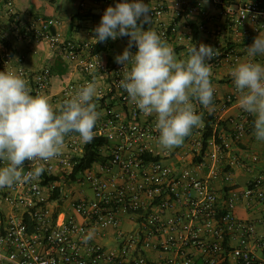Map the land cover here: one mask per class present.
Instances as JSON below:
<instances>
[{"label": "built area", "instance_id": "1", "mask_svg": "<svg viewBox=\"0 0 264 264\" xmlns=\"http://www.w3.org/2000/svg\"><path fill=\"white\" fill-rule=\"evenodd\" d=\"M154 1L149 7L159 35L167 39L177 34L184 0H175L170 20L163 18L169 5ZM7 3L12 13L13 0ZM220 3L233 24L238 26L248 19L254 24L253 32L264 28V0ZM59 23L50 17L32 20L26 26L37 40H46L68 64L89 76L87 80L65 81L59 93L51 94H58V106L86 82L105 77L106 83L97 87V96L111 93L124 107H107L104 119L93 131L107 139L100 146L102 159L94 162H100L98 168L93 163L75 173L85 143L73 132L65 137L60 155L37 161L44 168L38 180L0 188V264H229L230 259L239 264H264V252L259 255L251 245L255 224L235 213L242 201L264 199V177L240 187L232 183L228 168L237 160L229 161L227 151L248 131L250 114L230 120L231 138L221 129L220 119L211 137H204V127L192 134V166L166 163L154 144L159 143L156 118L144 120L120 86L123 65H107L92 43L64 38L55 30ZM214 50L218 53L214 57L222 56L217 63L234 56V50L221 41L214 44ZM13 59L12 51L2 47L0 71L7 68L21 73L33 95L40 92L48 96L51 66L30 71L21 65L15 67ZM232 99L229 95L225 104ZM165 153L171 155V151ZM31 169V162L26 161L24 171ZM221 176L232 183L222 193L214 187ZM121 213L135 215L138 226L118 228ZM111 227L117 228L119 247L114 249L93 237L94 231L104 233ZM150 250L159 254L157 261L150 257Z\"/></svg>", "mask_w": 264, "mask_h": 264}, {"label": "clouds", "instance_id": "2", "mask_svg": "<svg viewBox=\"0 0 264 264\" xmlns=\"http://www.w3.org/2000/svg\"><path fill=\"white\" fill-rule=\"evenodd\" d=\"M151 11L144 0H119L107 7L93 37L96 43L130 38L123 53L115 57L123 65L120 86L142 113L155 114L159 144L173 149L202 123L193 101L212 110L214 87L208 62L218 53L201 43L189 47L186 58H178L154 29H143L144 23L151 25ZM133 43L138 48L135 53ZM257 55L264 56L260 34L248 46L249 58L237 61L231 76L239 106L255 118L254 135L264 141V64L253 59ZM96 96L95 81L86 82L54 109L46 94H32L21 73L0 71V188L38 180L44 168L37 161L60 155L68 134L78 133L82 142H91L100 115ZM26 161L32 164L28 172L24 171Z\"/></svg>", "mask_w": 264, "mask_h": 264}, {"label": "crops", "instance_id": "3", "mask_svg": "<svg viewBox=\"0 0 264 264\" xmlns=\"http://www.w3.org/2000/svg\"><path fill=\"white\" fill-rule=\"evenodd\" d=\"M21 6L27 7L26 10H21L13 6V12H9V20L11 26H8L5 31L0 34V49L8 47L14 55V65L24 66L30 71H38L45 66H51L52 69V88L48 95L50 103L54 108H59L58 97L51 96L53 93H59L61 86L65 81L69 80H87L89 76L72 65L68 64L59 53L57 48L49 46L46 40H37L27 29L32 20L39 18H57L60 23L55 28L64 38L74 39L83 44L92 43L96 44L93 37L95 35L94 29L100 23L101 18L108 6H115L118 0H81L77 10L70 13L68 22L64 20L67 16V10H64L65 0H18ZM169 5V10L164 14L165 20L174 18L175 0H163ZM221 0H184V13L177 19L178 33L172 34L169 38L165 39L174 49L178 58H186L187 49L192 46H197L201 43L211 45L221 41L223 45H228L234 50V56L230 60H223L219 63L209 61L212 67V75L210 77L214 87L212 111L216 112L217 118L225 123L221 124V129H226L224 134L229 136L228 127L231 125V119L243 116L244 111L238 104V93L235 89L233 78L231 76L232 69L236 66L237 61L248 59V46L254 41V38L259 34L264 36V28L256 33L253 32V22L246 19L238 26L239 29L231 22V19L222 12ZM229 1V0H226ZM149 6L155 3L154 0H144ZM30 6L32 9H28ZM194 6H198L194 9ZM143 18H141L142 21ZM139 21L138 25L141 23ZM151 25L144 23L142 25L144 30L149 27L154 29L159 34V26L154 19L151 18ZM192 24H195L198 31L197 38H194V29ZM16 26H20V30ZM237 26V27H238ZM76 34V35H75ZM122 38V37H121ZM109 38L105 41L104 47L97 51L102 60L109 66H114L116 63L115 57L111 54H104L103 51L110 42ZM124 39V38H123ZM130 39V38H129ZM125 39V40H129ZM136 49L131 50L135 53L138 48L134 43ZM21 58V60H19ZM257 62L264 64V56L257 55L254 57ZM15 69V68H13ZM105 77L95 79L96 87L106 83ZM229 95L233 99L229 105L225 104ZM104 98L105 103H101L100 99ZM94 102L97 104V111L99 118L96 124L104 119L106 108L114 106L117 109H123L124 105L118 98L113 97L111 93L105 96L94 97ZM196 111L202 112L209 109L204 108L198 102L193 101ZM211 111V110H210ZM250 114V113H249ZM250 126L248 131L238 141H233V145L227 151L228 160L237 161L229 166L233 174V182L240 187L246 186L249 181L257 178L264 177V141H259L254 135V117L250 114ZM155 118V114H144L143 119L146 121ZM205 125L202 123L199 127L193 128L191 134L187 136L184 143L173 149H164L159 143H155L159 155L163 161L176 166H192L193 165V152L190 148L189 139L194 133H200V130ZM167 151H171V155H166ZM257 156V159L253 157ZM100 162L94 163V167L98 168ZM220 177L214 182V187L223 192L227 187L232 184ZM69 209V208H68ZM75 212L74 210H69ZM76 213V212H75ZM237 216L243 220L253 222L256 227V235L251 241L253 249L259 255L264 252V199L258 200L256 198L251 201H242L235 208ZM77 214V213H76ZM77 216L80 217L79 214ZM138 226L137 219L133 214H120V225L118 228L123 230H132ZM93 237L96 241L101 243L106 248H118L117 228L111 227L104 233L94 231ZM150 257L153 260L159 259V254L150 250ZM229 264H239L234 259L229 260Z\"/></svg>", "mask_w": 264, "mask_h": 264}, {"label": "trees", "instance_id": "4", "mask_svg": "<svg viewBox=\"0 0 264 264\" xmlns=\"http://www.w3.org/2000/svg\"><path fill=\"white\" fill-rule=\"evenodd\" d=\"M119 2V0H118ZM139 23V21H138ZM195 24H192V27L194 29V38H197L198 31L195 27ZM124 39H129V37L124 36L122 37ZM105 43L104 42H98L95 44V51H99L104 47ZM227 47V46H226ZM229 47V44H228ZM136 49L134 43L132 45L131 50ZM222 56L220 55L218 58L214 57L211 59L212 62L217 63L218 59L221 58ZM101 103H105V99L101 98L100 99ZM231 102H228L227 104L229 105ZM198 114L202 115V119L205 121V125L203 128V135L205 138H209L214 134V124L217 122V115L215 111H204L202 112L201 110H198ZM221 123H225V121H221ZM97 128V124H95V127L93 131ZM107 139L101 135H94V138L91 140V142L85 143V153L81 157L80 162L75 166V173H78L80 171L85 170L86 168H89L93 165V163L99 159H102V154L100 152V146L103 145ZM74 173V174H75Z\"/></svg>", "mask_w": 264, "mask_h": 264}, {"label": "rangeland", "instance_id": "5", "mask_svg": "<svg viewBox=\"0 0 264 264\" xmlns=\"http://www.w3.org/2000/svg\"><path fill=\"white\" fill-rule=\"evenodd\" d=\"M81 0H65L64 10H67V16L64 17V20L68 22L70 13L77 10V7ZM13 6L20 8L21 10H26L27 7L21 6L18 0H13ZM9 5L7 0H0V34H2L8 26H11L9 20ZM28 9H32L28 6ZM76 35V34H75ZM129 40H125L121 37H118L115 40L110 39L109 44L104 49V54H111L114 57L123 53L124 49L128 46Z\"/></svg>", "mask_w": 264, "mask_h": 264}]
</instances>
